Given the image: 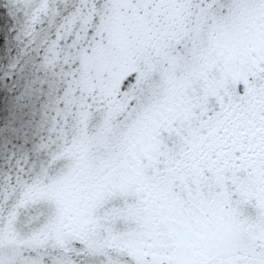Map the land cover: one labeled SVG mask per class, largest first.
Masks as SVG:
<instances>
[{
    "label": "rangeland",
    "instance_id": "374dc122",
    "mask_svg": "<svg viewBox=\"0 0 264 264\" xmlns=\"http://www.w3.org/2000/svg\"><path fill=\"white\" fill-rule=\"evenodd\" d=\"M5 1L17 10L16 35L36 78L71 58L62 36L89 34L82 14L67 11L69 0ZM256 6L236 33L246 57H235L229 11L209 12L192 37L179 35L158 56L156 69L148 65L142 82L122 90L99 84L113 79L110 71L104 78L98 71L99 87L90 82L98 57L108 64L114 52L92 60L83 48L84 75L74 71L64 88L81 127H66L67 111L51 112L41 164L1 208L0 246H12L26 264H264V62L247 59L250 52L264 57V0ZM123 27L115 23L113 47ZM22 89L20 101L6 106L10 124L0 138L19 137L21 98L34 97L38 86Z\"/></svg>",
    "mask_w": 264,
    "mask_h": 264
},
{
    "label": "trees",
    "instance_id": "16d2710c",
    "mask_svg": "<svg viewBox=\"0 0 264 264\" xmlns=\"http://www.w3.org/2000/svg\"><path fill=\"white\" fill-rule=\"evenodd\" d=\"M69 1L70 4L68 7L70 8L67 11L77 13L79 16L80 13L82 14L78 22H85L89 34H86V37H84L76 30L70 37L64 38L62 36L58 40L59 44L65 41L64 45L69 48L72 56L71 58L63 56L61 59L64 58L65 60L60 61L59 66L55 68L53 74L51 73L50 76L42 74V78H39L41 70L36 78V72L33 68L35 66L27 60L28 51L23 52L24 50L20 45L22 39L16 35L19 22L14 12H17V10L12 8L9 2L5 0L0 1L1 133L3 130L8 129L10 124L6 108L7 104L12 106V103L16 105L20 101L16 96L21 92L23 86L24 90L25 88L29 90L34 86H38V89L35 90L34 97L27 95L24 99L21 98V102L26 104V106L24 105L25 108L23 107L25 109L23 114L26 117L21 132L17 134L19 137H14L15 139L12 140L9 136H5L4 138L3 135L0 138V210L2 207L5 209L6 205H8L10 197L6 198V196L17 187L15 180L20 181L25 175L31 176L35 167H39L41 164L39 159V145L44 134L49 131V116L51 112L54 111L58 115L61 109L62 115L65 117V112L67 111L68 115L66 117L68 118L66 119L70 118L69 120L60 117L61 121L63 119L66 121V127L74 123L79 124V126L82 124L83 118L80 119L82 115L79 114L80 118L78 117L75 106L72 103H65L66 95H64V88L69 81L68 78L71 74L73 75L74 71L78 70V73H81L82 76L84 75L78 64V61H80L79 56L84 55L83 48L88 53L86 56L92 60H94L100 51L114 52L116 61H112V57L107 56L108 61H110L108 64H98V57L96 64L92 66L93 68L90 71L95 73L92 75L90 82L92 84L94 83L95 88L99 87L96 85L98 71L101 72L99 74L100 76L98 75L101 78H104L110 71L108 78L113 77V79H108L107 82L100 80L99 84L102 86L103 83H107L109 87L119 85L122 90L123 87L124 89L127 87L130 81H135L137 84L142 82L144 79V71H146L148 65L150 64L152 69H156L158 67L156 63L158 56L165 52L167 47L179 35L184 34L188 36L186 38L192 37V27L204 26L206 17L203 15L209 12L229 11L231 16V31L236 36L239 27L248 22L249 14L254 7H257L256 3L258 0ZM210 15L211 13L207 16L209 17ZM179 16L184 18L183 22L179 21ZM118 21L122 22L124 27L122 31L115 32L119 41L116 43L117 47H113L111 35L112 31H114V25ZM98 23L106 26L103 28L104 31L99 30L98 32L95 29ZM75 28L78 29V24ZM237 36L235 42H233L236 44L234 50L235 57L239 53L238 56L244 58L248 55V51L239 47ZM53 38L56 37L53 36ZM182 44H180V47H182ZM179 49H176V51ZM128 58H132L134 62L131 64ZM104 67L106 68L104 69ZM122 73L123 77L121 76ZM22 77L25 79L26 85H21ZM56 81L57 84H55ZM259 87L261 89V85ZM262 90L264 91V87ZM50 104H53V109H51ZM100 104L95 108L93 114L96 115L101 110ZM109 110L102 115L104 120L109 118ZM211 113H214V111ZM86 118L87 120L84 122L89 127L87 123L90 116L88 115ZM50 120L52 122L53 117L50 116ZM74 127L79 129L78 126ZM255 133L258 132L255 131ZM3 138L6 140H3ZM4 141L7 143L4 144ZM23 209L17 210V215H21L22 217ZM23 257H25L23 254L15 250L13 252L12 246L5 247L4 245L0 247V264H26ZM105 261L107 260L103 259L97 261V263L105 264ZM92 263L94 264V262Z\"/></svg>",
    "mask_w": 264,
    "mask_h": 264
}]
</instances>
